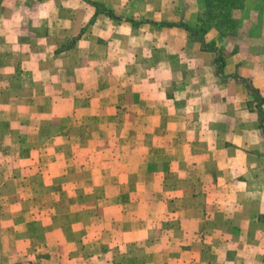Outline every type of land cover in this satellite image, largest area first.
Segmentation results:
<instances>
[{
	"label": "crops",
	"instance_id": "1",
	"mask_svg": "<svg viewBox=\"0 0 264 264\" xmlns=\"http://www.w3.org/2000/svg\"><path fill=\"white\" fill-rule=\"evenodd\" d=\"M91 1L122 21L85 0L0 2V264H264L259 111L236 105V96L235 105H204L200 91L199 104L190 105L187 83L171 87L179 85L172 67L180 66L186 81L200 66L217 68L215 54L188 31L198 23L195 0ZM247 1L260 33L264 0ZM240 61L237 52L226 63ZM139 67L151 77L131 91L124 83ZM107 114L137 116L139 129L154 132V144L164 138L173 150L168 190L175 212L165 235L157 223L134 232L127 195L141 187H117L109 174H90L81 204L36 199L49 185L36 187L35 174L64 175L62 163L75 158L68 132L97 126ZM103 160L96 148L86 157L91 165ZM78 186L73 193H82ZM151 249L156 258L141 260Z\"/></svg>",
	"mask_w": 264,
	"mask_h": 264
},
{
	"label": "rangeland",
	"instance_id": "2",
	"mask_svg": "<svg viewBox=\"0 0 264 264\" xmlns=\"http://www.w3.org/2000/svg\"><path fill=\"white\" fill-rule=\"evenodd\" d=\"M213 2V0H195L193 9L197 14L198 23L196 27L189 28L195 29L199 37L205 39L208 46L218 51L223 64L227 60H230L233 54H237V52L242 54L245 64L243 65L242 61L238 65L233 63L231 66L226 63V67L219 74V68H214L212 62L206 67L200 66V72L197 74L198 77L196 75L197 72H191L193 74L192 78L187 79V81L183 77V71L180 70V66L176 68L172 67L173 71L175 69V72H177V75L174 76H177L176 80L179 82V85L175 84L177 86L175 87L173 82L171 87L180 88L181 81L182 85L187 83L190 99L187 104L190 105L199 104L197 92L200 91L204 95L202 99L204 105H235L233 98L236 96V105L242 103L243 106H247L252 112H254V109L258 111L259 109L264 110V104L258 108L255 95L249 92L245 85L238 80L239 77H244L264 97V18L261 22L260 33H255L257 31L256 26L260 27V25L259 19L255 20L252 14H250V12H253L254 4L252 6L249 3L247 7L246 2L248 1L241 0L243 8L240 10L241 14L244 12L243 17L238 19L237 25V11L232 12V17H234L233 19L236 21V24L227 30L223 26L222 29L226 33L224 35L214 28V24L211 27L212 22L210 21V10L208 7ZM261 3V10L264 11V2L262 1ZM120 21H122L121 18L117 22ZM218 21L219 18L214 22L215 25H217ZM204 29H207L205 34L203 33ZM253 59H257L255 60L257 62L249 64L248 62L253 61ZM214 61L216 62V60ZM204 62V59H198L196 64L202 65ZM146 68L148 67H139V73L138 71L133 72L131 80L124 83L125 86L130 90H137L139 85H142L140 89L143 88V78L151 77L144 71ZM137 75L140 77L137 78ZM229 79L233 80L232 86L228 83ZM164 81H168L169 83L172 80ZM200 84H202V88ZM122 87L124 88L123 85H120L116 92H120L123 89ZM213 87L217 88L219 93L216 101L211 96ZM174 90L175 92H179L177 89ZM239 99L241 102H239ZM97 104L100 106L101 100ZM153 134L154 132L151 129L138 128L137 116L130 115L123 117L116 114L103 115V120L97 126H86L79 130H72V134L69 131L68 136L70 138L74 137L73 141L75 143L70 148L73 149L75 158H67L66 163H62L61 166L64 167L63 171H65L64 175L60 173L59 176L41 178L38 177L37 173L35 174L33 182L36 187H41L43 180L49 185L47 186L49 191L40 190V193H38L36 188L35 193L39 194L38 198H36L37 201L59 202L65 204L64 206L67 203L81 204L84 202V197L86 200L89 197L86 192L91 183L89 179L90 174L94 171L103 173L104 175L109 174L110 178H107L108 181H111V184L113 183L117 187L129 185L131 186L130 189L133 190L134 187H141L140 191L142 192L138 194L129 192L127 195L132 221L135 222L133 226L134 232L137 230L141 231L147 225L151 224L153 226V224L157 223L159 224L157 225V227L159 226V231L162 232V235H165L170 230V216L173 214L172 212H175L169 202L170 194L168 190L169 186H172L175 181L170 176V158L173 150L170 149L171 147L164 138L157 141V144H154L155 139L153 138ZM160 141L162 143L159 145ZM95 148L98 152L103 153L104 160L97 165L87 164L86 157ZM154 173H156V176H154ZM52 185H59L61 187L59 192H54L51 188ZM77 185H79V190L82 192L80 194L73 193ZM151 233H153L151 237H159V234H157L158 236L155 235L156 232L152 231ZM147 253L152 255V258H149ZM153 257L154 259L156 258L151 249V252L146 251L141 255L140 259L149 262V260H153Z\"/></svg>",
	"mask_w": 264,
	"mask_h": 264
},
{
	"label": "trees",
	"instance_id": "3",
	"mask_svg": "<svg viewBox=\"0 0 264 264\" xmlns=\"http://www.w3.org/2000/svg\"><path fill=\"white\" fill-rule=\"evenodd\" d=\"M85 1L90 3L91 5H93L94 7H96L98 9L99 13H103L106 16L110 17L111 19L118 21L119 17H117L112 10L107 9L103 5L96 3V2H93L91 0H85ZM213 1L214 2L211 3V6L208 7V9L210 10V13H209L210 14V21L212 22L211 27H213V24H214V28H216V30H218L221 34L226 35V33L222 29V27L225 26V30H227L229 27L231 28L233 25L235 26L236 21L233 19L234 17H232V12H236L237 10L242 9L243 4H242L241 0H213ZM0 2H1V0H0ZM218 18H219V21L217 22V25H215L214 22ZM127 20L133 26H138L139 24L143 23V22H137L136 20H133V19H127ZM153 24H156V23H153ZM156 25H158V24H156ZM237 25H238V20H237ZM160 26H170V25L166 24V23H161ZM188 31L191 35V38L194 41H196L202 45V48L204 51L215 53L216 65H217V68H219V74H221V72L224 68V64L221 61V55L218 53V51L215 48L208 46L206 44L205 39L203 37H199V35L197 34V31L195 29L188 27ZM206 32H207V29L206 30L204 29L203 33L205 34ZM77 41H78V38H76L72 41H69L68 43H66L64 45V48L66 50H69L70 48H72L76 44ZM241 82L245 85V87L249 90V92H251L255 95L257 106H258V108H260L264 104V97H262L260 95L259 91L256 90L251 85V83H249L246 79H241ZM258 114H259L260 127L263 131V134H264V112L259 109Z\"/></svg>",
	"mask_w": 264,
	"mask_h": 264
}]
</instances>
